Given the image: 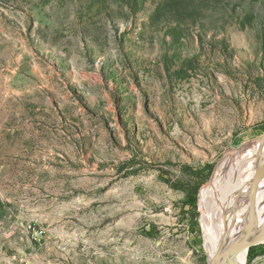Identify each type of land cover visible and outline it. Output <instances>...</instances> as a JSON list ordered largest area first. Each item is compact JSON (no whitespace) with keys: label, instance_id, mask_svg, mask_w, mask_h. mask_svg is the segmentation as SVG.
<instances>
[{"label":"rangeland","instance_id":"374dc122","mask_svg":"<svg viewBox=\"0 0 264 264\" xmlns=\"http://www.w3.org/2000/svg\"><path fill=\"white\" fill-rule=\"evenodd\" d=\"M262 136L264 0H0V264H208L202 193Z\"/></svg>","mask_w":264,"mask_h":264},{"label":"bare ground","instance_id":"6f19581e","mask_svg":"<svg viewBox=\"0 0 264 264\" xmlns=\"http://www.w3.org/2000/svg\"><path fill=\"white\" fill-rule=\"evenodd\" d=\"M260 156H264V136L228 151L215 169L212 181L204 189L201 198L202 223L205 225L213 221L211 218L220 215L215 224H208L210 234L206 249L209 258L224 238L223 221L228 215L225 213L223 217L224 211L231 210L228 213L232 216L249 184L262 174V168L257 165V162H262L257 160ZM263 217L264 179L254 187L252 196L240 202L238 212L229 219L227 232L230 242L238 241L252 231ZM257 243H264V222L259 236L243 242L231 257L224 256L216 264H246L248 248Z\"/></svg>","mask_w":264,"mask_h":264},{"label":"water","instance_id":"95a60500","mask_svg":"<svg viewBox=\"0 0 264 264\" xmlns=\"http://www.w3.org/2000/svg\"><path fill=\"white\" fill-rule=\"evenodd\" d=\"M264 179V167L262 168V174L254 181H252L249 186L248 190L244 194L241 201H244L245 199L249 198L254 193V187L261 182ZM240 201V202H241ZM240 202L238 201L234 211L232 212V216L238 212V209L240 207ZM231 215L227 216L223 221V227H224V238L223 241L217 246L215 249L213 255L208 258V264H216V261L224 256L231 257L234 250L238 248L243 242L250 241L253 238L260 235V229L264 222V217L259 221V223L256 225V227L250 231L248 234H246L244 237H242L240 240L235 242H230L229 240V234L227 232V224L228 220L232 217Z\"/></svg>","mask_w":264,"mask_h":264},{"label":"trees","instance_id":"16d2710c","mask_svg":"<svg viewBox=\"0 0 264 264\" xmlns=\"http://www.w3.org/2000/svg\"><path fill=\"white\" fill-rule=\"evenodd\" d=\"M186 204L191 205L193 207L196 206V192L194 191L192 194H187V200L185 201Z\"/></svg>","mask_w":264,"mask_h":264},{"label":"built area","instance_id":"2783aa9c","mask_svg":"<svg viewBox=\"0 0 264 264\" xmlns=\"http://www.w3.org/2000/svg\"><path fill=\"white\" fill-rule=\"evenodd\" d=\"M43 231L41 229L35 230V234L37 237H40L42 235Z\"/></svg>","mask_w":264,"mask_h":264}]
</instances>
